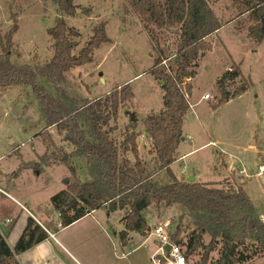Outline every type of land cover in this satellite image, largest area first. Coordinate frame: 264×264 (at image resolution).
I'll list each match as a JSON object with an SVG mask.
<instances>
[{
  "label": "trees",
  "instance_id": "1",
  "mask_svg": "<svg viewBox=\"0 0 264 264\" xmlns=\"http://www.w3.org/2000/svg\"><path fill=\"white\" fill-rule=\"evenodd\" d=\"M40 1L55 3L60 16L46 31L52 40V57L44 64H14L9 56L18 29L14 20L5 34L0 33V85L29 88L44 122L45 128L39 133L43 142L52 144L47 129L53 126L61 134V140L72 146L70 153L58 148L50 156L40 158L48 166L50 160H53L50 164L65 165L70 174L66 188L49 198L51 221L44 227L55 231L52 226L54 211L60 227L97 209H104L108 215L124 211L120 219L123 230L117 233L120 243L125 245L129 232L148 230L144 215L148 207L157 210L177 207L181 215L173 231V241L184 250L187 264H212L208 257L216 251L218 258L213 264H238L251 260L256 254H264V222L244 184L228 180L216 184L188 183L186 178H175L171 171L176 162V150L183 140L182 123L191 106L188 99L193 87L186 79L194 78L195 73L189 70L196 66L198 53L206 50L203 40L222 27L208 0H126L139 18L151 50L156 53L148 73L160 81L164 91V109L142 120L152 146L153 157L148 160L139 157L136 131L126 127L118 140L113 137L116 126L111 122L116 121L120 106L132 97L128 84L117 86L93 100L71 96L65 90L69 70L90 63L93 51L110 42L104 25L93 28L90 39L76 52L75 39L79 32L67 26L61 17L74 13L73 1ZM231 1L239 14H249L253 18L248 36L257 43L263 42L264 0ZM172 36H175L173 61L164 44ZM163 60H167L166 65L162 64ZM238 77L240 70L235 67L217 79L220 98L215 106L247 91L248 84L241 85L232 94L226 91L225 86ZM39 79L49 83L52 91L39 83ZM73 158L83 159L90 181L78 180ZM158 176L160 182L155 178ZM181 233H185L184 239ZM205 236H208L206 244L203 242ZM47 237L43 228L29 218L12 250L0 236V264H18L16 257L20 253ZM246 248L253 252L247 255ZM199 249L203 251L199 261L189 262L191 256L198 255Z\"/></svg>",
  "mask_w": 264,
  "mask_h": 264
},
{
  "label": "rangeland",
  "instance_id": "2",
  "mask_svg": "<svg viewBox=\"0 0 264 264\" xmlns=\"http://www.w3.org/2000/svg\"><path fill=\"white\" fill-rule=\"evenodd\" d=\"M72 1L74 13L61 17L67 26L79 32V37L75 39L78 44L75 51L90 39L92 29L101 24L110 42L93 51L90 63L69 70L65 90L71 96L93 100L105 96L117 86L128 84L132 89V97L120 106L116 121L111 122V125L116 126L113 137L118 140L126 127L136 131L139 134L136 138L139 157L148 160L153 157L152 146L142 120L164 109V91L160 81L148 73L156 53L151 50L148 37L141 30L139 18L130 10L126 0ZM208 4L222 27L203 40L206 50L198 53L196 66L189 70L195 73L194 78L186 79L193 87L188 99L192 107L182 123L183 140L176 150V162L171 166V171L178 179L183 175L194 174L199 182L216 184L228 180L237 185L244 184L256 212L264 217V174L263 177L254 176L259 165L264 167V41L258 44L248 36V30L254 24L253 18L249 14H239L231 0H208ZM58 17L59 13L52 1L0 0V33L5 34L14 20L18 24L9 54L11 61L29 65L49 62L52 40L46 31L55 25ZM230 21L233 22L228 27ZM174 40L175 36H172L164 43L172 61ZM235 67L239 68L240 77L227 84L226 91L232 94L241 85L248 84L247 91L215 106L220 98L217 79ZM38 82L52 91L45 80L39 79ZM205 94L209 95L208 100L201 98ZM44 128L35 96L29 88L0 85V153L5 154L11 150L10 147L20 146L21 160L30 165L31 171L28 178H24L25 187L19 188V191L30 196L28 204L31 209L36 202L49 206V198L64 190L70 178L65 165L50 164L53 162L50 160L47 161L48 166L41 161V156H50L58 148L68 153L72 150V146L61 140V134L53 126L47 129L52 144H45L43 136L39 134ZM12 141L16 143L15 146L10 145ZM17 151L11 152L9 157L5 156L0 166L20 164ZM72 161L76 162L78 168V180L90 181L83 159L73 158ZM242 167L248 168L250 178L236 172ZM155 178L161 181L159 176ZM95 211L94 219L107 220L109 228L114 231L123 230L120 219L124 211L117 210L109 215L104 209ZM45 215L50 222L47 211ZM144 215L148 228L149 225L152 227L167 222L173 231L181 214L177 207L157 210L151 206ZM133 234L131 249L145 240L148 233ZM181 235L184 239L185 233ZM116 236L119 239L118 233ZM203 242H208V236L204 237ZM148 246L152 250L151 238L146 240L145 247ZM145 249L140 247L137 253ZM245 251L250 255L253 249L246 248ZM202 252L199 249L198 255L191 256L189 262H198ZM217 258V251L212 252L208 261L213 264ZM263 263L264 254H256L251 260L238 264Z\"/></svg>",
  "mask_w": 264,
  "mask_h": 264
},
{
  "label": "crops",
  "instance_id": "3",
  "mask_svg": "<svg viewBox=\"0 0 264 264\" xmlns=\"http://www.w3.org/2000/svg\"><path fill=\"white\" fill-rule=\"evenodd\" d=\"M232 22L227 24L228 27ZM10 145L15 146L16 143L12 141ZM10 149L5 154L0 153V161L17 150L18 157L22 159L20 146L10 147ZM258 154L261 155L260 152ZM225 165L228 170V165ZM29 168H31L30 165L23 160L20 164L0 166V236L12 250L29 218L41 226L48 235L45 240L20 253L16 257L18 264H150L149 257L153 252L154 244L151 241L152 250L149 246L148 250L145 247L146 240L149 239L148 234L145 240L131 249L134 234L129 232L126 244L122 245L116 236L119 231L110 229L107 220L93 218L95 210L66 227H60L58 220H54L52 226L55 231L47 230L44 224L49 221L45 210L51 212V206L36 202L31 209L28 204L30 196L19 191V188L25 187L24 178H28L31 171ZM187 176L183 175L180 178ZM191 176L194 177V182H199L194 174ZM259 217L264 222V217L260 215ZM89 218L91 219L88 220ZM150 227L149 225L148 230ZM142 234L145 235V233ZM140 247L146 249L137 253Z\"/></svg>",
  "mask_w": 264,
  "mask_h": 264
},
{
  "label": "built area",
  "instance_id": "4",
  "mask_svg": "<svg viewBox=\"0 0 264 264\" xmlns=\"http://www.w3.org/2000/svg\"><path fill=\"white\" fill-rule=\"evenodd\" d=\"M167 60H163L162 64L166 65ZM204 100L209 99V95L205 94L201 97ZM192 107V106H190ZM189 140V138H187ZM240 176L250 178L248 168H240L236 171ZM264 167L259 165L254 176L263 177ZM264 187V183H263ZM9 222V220H7ZM174 231V230H173ZM169 229L167 222L155 224L148 231V238H151L153 252L149 257L150 264H187L184 250L173 241L174 232Z\"/></svg>",
  "mask_w": 264,
  "mask_h": 264
},
{
  "label": "water",
  "instance_id": "5",
  "mask_svg": "<svg viewBox=\"0 0 264 264\" xmlns=\"http://www.w3.org/2000/svg\"><path fill=\"white\" fill-rule=\"evenodd\" d=\"M263 23H264V21H263ZM186 182H188V183H192V182H194V177H192V176H187V177H186ZM67 183H68V182H67ZM52 215H53V217H54V220L57 221V220H58V217H57V214H56L55 211L52 213ZM0 259H1V258H0Z\"/></svg>",
  "mask_w": 264,
  "mask_h": 264
}]
</instances>
